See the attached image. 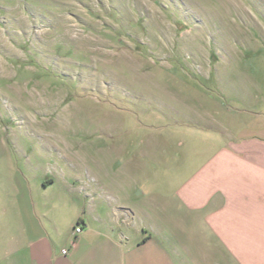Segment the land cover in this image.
<instances>
[{
	"label": "crops",
	"instance_id": "1",
	"mask_svg": "<svg viewBox=\"0 0 264 264\" xmlns=\"http://www.w3.org/2000/svg\"><path fill=\"white\" fill-rule=\"evenodd\" d=\"M253 3L242 41L264 60ZM214 88L166 103L156 127L112 131L109 155L77 172L1 141L0 264H264V76Z\"/></svg>",
	"mask_w": 264,
	"mask_h": 264
},
{
	"label": "rangeland",
	"instance_id": "2",
	"mask_svg": "<svg viewBox=\"0 0 264 264\" xmlns=\"http://www.w3.org/2000/svg\"><path fill=\"white\" fill-rule=\"evenodd\" d=\"M256 12L253 0H0V145L23 164L93 167L112 131L156 127L177 96L263 77L241 33ZM209 62L229 72H202Z\"/></svg>",
	"mask_w": 264,
	"mask_h": 264
},
{
	"label": "built area",
	"instance_id": "3",
	"mask_svg": "<svg viewBox=\"0 0 264 264\" xmlns=\"http://www.w3.org/2000/svg\"><path fill=\"white\" fill-rule=\"evenodd\" d=\"M82 231H83L82 225H81V224H78V225L76 226V228H75L74 233H75V234H79V233H81ZM63 252L66 253V250H64Z\"/></svg>",
	"mask_w": 264,
	"mask_h": 264
}]
</instances>
